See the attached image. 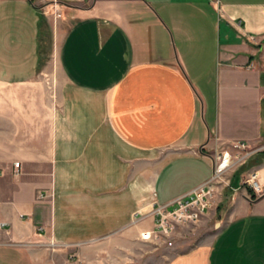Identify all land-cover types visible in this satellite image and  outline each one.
<instances>
[{"label": "crops", "instance_id": "obj_1", "mask_svg": "<svg viewBox=\"0 0 264 264\" xmlns=\"http://www.w3.org/2000/svg\"><path fill=\"white\" fill-rule=\"evenodd\" d=\"M42 3L64 13L56 65ZM263 12L0 0V264H264V193L236 189L215 238L183 252L139 217L210 179L216 153L264 142ZM251 172L264 186V158Z\"/></svg>", "mask_w": 264, "mask_h": 264}, {"label": "rangeland", "instance_id": "obj_2", "mask_svg": "<svg viewBox=\"0 0 264 264\" xmlns=\"http://www.w3.org/2000/svg\"><path fill=\"white\" fill-rule=\"evenodd\" d=\"M41 7L44 16L48 19L50 23V31H49V36H47L48 37L47 44L49 45V47L50 46L51 47H50V53L48 54V56H46V58L48 57L46 63L48 62L50 64L56 65L58 45L60 44V41L62 39V33L63 30L65 29V26L60 29L61 32L60 36L57 37L55 33L57 31L59 20L63 18L64 15L63 9H61V7H59L56 3L49 6L45 3H42ZM51 30L54 32L53 34ZM254 148H253L254 154L251 155L245 161L244 164L239 165L233 172L229 173L222 182L217 184L218 191L216 192V200L213 204V207L209 211V213L205 217H203L198 223L178 227L171 237H163V238L155 239L153 235V231H154L156 218L155 216H151L150 214L152 210H155L156 208V206L154 205L155 204L157 205L158 203L153 201L154 203L152 202V204H150V209L147 211V213L139 215V217L141 218L140 220H144L145 218L154 219L152 232L146 234V235H150L152 233V237H149L148 239L150 240L155 239L154 241L159 246L161 245L163 247H174V248L176 247L178 252L188 251L189 249L195 247L196 245H207L208 243H210L223 227V222L221 221L220 212H222L225 205L229 203V200L234 194V191L238 188H244L250 195L254 194L256 197L258 195L249 187V185L247 184V180L251 173V168L253 166H256L259 163V161H261V159L264 158L262 157L264 156V142L260 143L258 146ZM1 177H2V173H1ZM235 178H237L236 186L233 185ZM169 243H171L172 245H169ZM68 256H69V261L71 263H74L75 261L78 262L81 260L78 252L75 251L69 252ZM104 262L105 261L103 258V263Z\"/></svg>", "mask_w": 264, "mask_h": 264}, {"label": "built area", "instance_id": "obj_3", "mask_svg": "<svg viewBox=\"0 0 264 264\" xmlns=\"http://www.w3.org/2000/svg\"><path fill=\"white\" fill-rule=\"evenodd\" d=\"M233 149L235 152L224 151L215 154L214 170L210 179L169 203L154 205L156 208L150 215L156 218L153 231L155 239L171 237L178 227L196 224L209 213L216 200L217 184L239 165L244 164L254 154L255 148L240 142L234 144ZM16 167H19V163ZM247 184L256 194L264 193V186L257 172L250 173ZM6 226V223L0 221V230ZM149 237H152V233L143 235L144 239Z\"/></svg>", "mask_w": 264, "mask_h": 264}, {"label": "trees", "instance_id": "obj_4", "mask_svg": "<svg viewBox=\"0 0 264 264\" xmlns=\"http://www.w3.org/2000/svg\"><path fill=\"white\" fill-rule=\"evenodd\" d=\"M233 185H237V178L234 179ZM252 199H256L257 197L254 194H251Z\"/></svg>", "mask_w": 264, "mask_h": 264}]
</instances>
